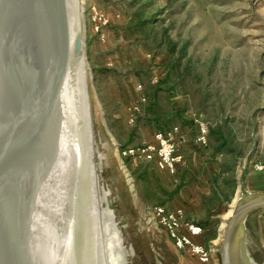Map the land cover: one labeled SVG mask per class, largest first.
Returning a JSON list of instances; mask_svg holds the SVG:
<instances>
[{
  "label": "rangeland",
  "instance_id": "374dc122",
  "mask_svg": "<svg viewBox=\"0 0 264 264\" xmlns=\"http://www.w3.org/2000/svg\"><path fill=\"white\" fill-rule=\"evenodd\" d=\"M83 6L100 176L128 263L222 264L215 244L240 188L264 191V0H83ZM202 124L207 145L193 147L187 169L208 193L186 218L206 228L199 240L212 255L207 263L178 249L148 212L154 205L181 207L185 174L122 155L161 127L199 131ZM253 221L264 245V208Z\"/></svg>",
  "mask_w": 264,
  "mask_h": 264
},
{
  "label": "water",
  "instance_id": "95a60500",
  "mask_svg": "<svg viewBox=\"0 0 264 264\" xmlns=\"http://www.w3.org/2000/svg\"><path fill=\"white\" fill-rule=\"evenodd\" d=\"M79 4L78 13L76 0H0V264H59L61 260L62 248L55 247L52 237L56 218L48 193L62 154L66 91L83 59L101 181L96 97L90 82L83 1ZM75 17L79 24L74 30ZM239 191L215 252L222 264H264V245L251 224L255 213L264 208V191ZM115 220L118 226L116 213ZM78 232L73 252L79 245Z\"/></svg>",
  "mask_w": 264,
  "mask_h": 264
},
{
  "label": "bare ground",
  "instance_id": "6f19581e",
  "mask_svg": "<svg viewBox=\"0 0 264 264\" xmlns=\"http://www.w3.org/2000/svg\"><path fill=\"white\" fill-rule=\"evenodd\" d=\"M78 4L76 0L79 13L82 7ZM76 17L74 30L79 24ZM86 64L83 59L77 65L65 96L62 154L48 193L50 211L56 218L52 237L55 247L62 248L59 264H127L128 252L114 210L108 205L111 191L104 188L97 171ZM151 213H159V206H152ZM76 231H80L79 245L73 252ZM171 237L177 244V237ZM204 255H210L206 246Z\"/></svg>",
  "mask_w": 264,
  "mask_h": 264
},
{
  "label": "built area",
  "instance_id": "2783aa9c",
  "mask_svg": "<svg viewBox=\"0 0 264 264\" xmlns=\"http://www.w3.org/2000/svg\"><path fill=\"white\" fill-rule=\"evenodd\" d=\"M135 108H138L137 105ZM207 132V127L203 124L200 125L195 136V142L200 147L207 145ZM182 138V128L179 125H177V129L168 127L157 130L153 140L138 145H128L122 148V155L135 160L155 162L161 170L176 174L178 165L184 159V154L181 151ZM158 206L159 213H151L153 219L158 225L165 228L169 236L177 237L175 246L189 252L202 263L209 262L212 255H204L205 244L199 240L205 232L203 225L188 220L182 207L169 209L164 205Z\"/></svg>",
  "mask_w": 264,
  "mask_h": 264
},
{
  "label": "crops",
  "instance_id": "0c3cea01",
  "mask_svg": "<svg viewBox=\"0 0 264 264\" xmlns=\"http://www.w3.org/2000/svg\"><path fill=\"white\" fill-rule=\"evenodd\" d=\"M197 130H192L189 127H182V151L184 154V160L179 164V170L177 174H185L187 184L183 187L182 192L180 193L179 197L177 198L179 203L177 204L178 206L180 205L186 213V216H188V212L191 209V205H193L195 202H200L201 201V195H206L208 193V190L206 189V186L204 189H202V185L205 182H200L198 181L199 179L197 177H194L195 175L191 174V168L188 167L187 169V164H190V160L193 157H196L197 152H194L193 150L196 148H200V145H198L195 142V136L197 134ZM195 147V148H193ZM188 170V171H186ZM189 173V175L187 174ZM182 174V175H183ZM187 174V175H186ZM190 178V179H189ZM184 206V207H183ZM170 208V207H168ZM177 207H171L170 209H175ZM192 215V214H190ZM218 217H222V215H218ZM206 232V228H205ZM204 232V234H205ZM203 234V235H204Z\"/></svg>",
  "mask_w": 264,
  "mask_h": 264
},
{
  "label": "trees",
  "instance_id": "16d2710c",
  "mask_svg": "<svg viewBox=\"0 0 264 264\" xmlns=\"http://www.w3.org/2000/svg\"><path fill=\"white\" fill-rule=\"evenodd\" d=\"M165 128H168V127H161L160 129H158V130H162V129H165ZM217 151H219L218 149H217ZM178 170H179V165H178ZM198 223V222H197ZM199 224H201V223H199ZM202 225V224H201ZM204 227V226H203ZM205 228V227H204Z\"/></svg>",
  "mask_w": 264,
  "mask_h": 264
}]
</instances>
